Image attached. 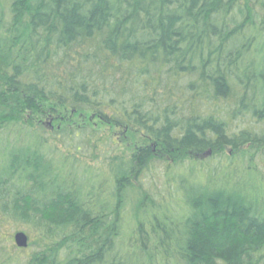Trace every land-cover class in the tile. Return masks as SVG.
Here are the masks:
<instances>
[{"label":"trees","instance_id":"obj_1","mask_svg":"<svg viewBox=\"0 0 264 264\" xmlns=\"http://www.w3.org/2000/svg\"><path fill=\"white\" fill-rule=\"evenodd\" d=\"M11 129L0 222L44 247L1 264H264V0H0ZM96 144L106 177L75 158Z\"/></svg>","mask_w":264,"mask_h":264},{"label":"rangeland","instance_id":"obj_2","mask_svg":"<svg viewBox=\"0 0 264 264\" xmlns=\"http://www.w3.org/2000/svg\"><path fill=\"white\" fill-rule=\"evenodd\" d=\"M71 117V116H70ZM81 115H76L72 117L73 124H78L77 122H81ZM85 117L83 116V120ZM63 120L59 119L57 117L52 118L50 117H43L40 120V123L42 126H45V133H43L47 137L48 143L55 147L56 149L59 150V153L63 156L65 154L69 155L73 152V148L69 147L67 142L64 143V141L59 137L57 134H54L55 129L62 124ZM85 121V120H84ZM93 124H96L94 120H91ZM76 122V123H75ZM243 127L244 123L240 124ZM37 126V125H35ZM97 127V126H95ZM101 127H98L101 131H98L99 134H108L109 132L107 129H103ZM15 129L7 130V131H1L0 132V139L1 141L2 138H9L8 141H11L15 136L14 133ZM119 135H122L120 130H117ZM138 141V138L134 142ZM1 144V143H0ZM67 144V146H65ZM95 149L91 150V154L89 152L88 148L82 147L79 152H75V158L79 160L78 166L83 167V165H87L90 169L91 172L96 173L98 176H103L106 177L104 174L105 171V163L104 160L100 157L101 155V146L100 145H95ZM101 147V148H100ZM117 154H121L122 148L119 147L118 149L115 150ZM91 174V173H90ZM142 179L144 180L142 182V186L146 188H153V192L158 193V196L160 199L165 198L168 199L167 194H165L162 190L164 188V182H165V177L162 174V171L159 167H156L155 170H152L150 172H146L144 176H142ZM141 181V180H140ZM136 186L131 189L130 194H129V210L132 212V209L136 205V198H137V188L138 185L137 183L135 184ZM17 232H23L27 236V247L25 248H19L15 245L13 236ZM44 245L41 242V239L38 235V232L32 228V226L28 225H23V224H14L12 221L8 222H0V264L5 260L4 252H10L14 253V255H17V258L22 260L26 256L32 254V252L37 251L41 248H43Z\"/></svg>","mask_w":264,"mask_h":264},{"label":"water","instance_id":"obj_3","mask_svg":"<svg viewBox=\"0 0 264 264\" xmlns=\"http://www.w3.org/2000/svg\"><path fill=\"white\" fill-rule=\"evenodd\" d=\"M14 243L19 248L27 247V236L23 232H17L13 236Z\"/></svg>","mask_w":264,"mask_h":264}]
</instances>
